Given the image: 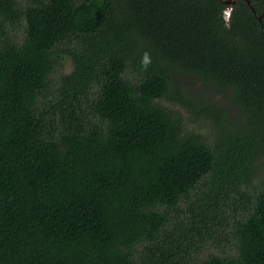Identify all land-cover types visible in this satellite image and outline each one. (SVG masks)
Masks as SVG:
<instances>
[{"label":"trees","instance_id":"obj_1","mask_svg":"<svg viewBox=\"0 0 264 264\" xmlns=\"http://www.w3.org/2000/svg\"><path fill=\"white\" fill-rule=\"evenodd\" d=\"M250 1L0 0V264H264ZM184 75L227 105L192 98ZM238 198L254 208L233 221L235 252H208Z\"/></svg>","mask_w":264,"mask_h":264},{"label":"rangeland","instance_id":"obj_2","mask_svg":"<svg viewBox=\"0 0 264 264\" xmlns=\"http://www.w3.org/2000/svg\"><path fill=\"white\" fill-rule=\"evenodd\" d=\"M25 22H23V24L21 25V27L17 30V36L19 37V39H21L23 37V32L25 30ZM73 70V64L72 61H70V59L65 63V66L63 68L62 72L65 73H69ZM181 84L186 87V89L190 92H192L193 94L190 95L192 98H200L202 97L201 101H205L207 99H211L215 102H220L222 104H224L225 106L227 105V98L226 95H223L221 91H219L218 89L214 88L213 85H209V84H203V82L201 80H199L196 77L193 76H186L184 75V78L181 79ZM55 84H53L52 86V90H55ZM56 91V90H55ZM57 96V95H56ZM53 100H55V96H53ZM52 103H55V101H51ZM162 103L164 105H171L174 108L179 109L180 111H182L184 114H186V110L181 107L179 104L177 103H173L172 101H167V100H163ZM191 126H198L197 122H191ZM205 130V128H204ZM264 174V166L260 167V169L258 170V175H263ZM240 198V197H239ZM237 199V202H235V204H233V206L229 209L228 212V216H229V223L231 227H224V220H221V224L217 223L216 226H218V230H221V232L224 234V242H220V244L218 243H214L212 245H210L208 247V252H216L218 253L219 251L225 250L226 252H235L234 250V240L232 239V230L231 228L233 227V221H235L238 217H241L243 214H245L244 212V206L243 204L245 203L246 205H248L249 207H251V210H253V206L252 203H250L247 198L244 199ZM221 239V238H219Z\"/></svg>","mask_w":264,"mask_h":264},{"label":"clouds","instance_id":"obj_3","mask_svg":"<svg viewBox=\"0 0 264 264\" xmlns=\"http://www.w3.org/2000/svg\"><path fill=\"white\" fill-rule=\"evenodd\" d=\"M232 8H227L226 10H225V13H224V15H225V18L227 19V18H230L231 17V13H232ZM143 63L145 64V67L147 66V63H148V61H147V57H145V60L143 61Z\"/></svg>","mask_w":264,"mask_h":264},{"label":"water","instance_id":"obj_4","mask_svg":"<svg viewBox=\"0 0 264 264\" xmlns=\"http://www.w3.org/2000/svg\"><path fill=\"white\" fill-rule=\"evenodd\" d=\"M225 2L229 5H232L236 2V0H225ZM247 2L250 4V6L252 7L253 10H255L254 6L252 5L250 0H247ZM263 15H264V10H263ZM261 18V17H260ZM227 20H229V18H227Z\"/></svg>","mask_w":264,"mask_h":264}]
</instances>
